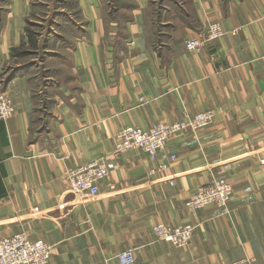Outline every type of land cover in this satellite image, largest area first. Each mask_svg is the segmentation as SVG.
I'll return each mask as SVG.
<instances>
[{
    "label": "crops",
    "instance_id": "obj_1",
    "mask_svg": "<svg viewBox=\"0 0 264 264\" xmlns=\"http://www.w3.org/2000/svg\"><path fill=\"white\" fill-rule=\"evenodd\" d=\"M48 11L0 5V76L16 107L0 119V237L47 240L48 264H122L127 248L132 264H264V0H69ZM211 22L225 34L187 50ZM205 109L211 124L172 135L155 158L111 153L125 125ZM101 158L108 177L78 201L69 169ZM215 175L233 185L227 206L188 207ZM160 222L192 224V241L157 239Z\"/></svg>",
    "mask_w": 264,
    "mask_h": 264
},
{
    "label": "built area",
    "instance_id": "obj_2",
    "mask_svg": "<svg viewBox=\"0 0 264 264\" xmlns=\"http://www.w3.org/2000/svg\"><path fill=\"white\" fill-rule=\"evenodd\" d=\"M224 34L225 30L219 22H211L197 35L187 38L185 47L189 51H200L207 43L220 39ZM218 55V51L211 54L213 58ZM3 81L0 76V119H7L15 112L16 107L12 96L3 87ZM214 117L213 109H205L186 114L175 121L157 122L147 128L125 125L117 131L111 153L119 156L130 149H140L155 158L172 135L205 127L213 122ZM172 157L176 155L173 154ZM166 167V163H160L152 171ZM68 175L70 191L82 202L98 195L100 183L109 175V167L105 159H95L70 168ZM232 195V183L224 176L215 175L198 185L186 200V205L193 209L207 205L226 207ZM153 231L157 239L184 247L192 241L194 226L190 223L170 225L160 222L154 225ZM52 255L53 245L50 242L43 238H32L26 232L0 237V264H48ZM119 259L122 264H132L135 253L132 249H123L119 253Z\"/></svg>",
    "mask_w": 264,
    "mask_h": 264
},
{
    "label": "rangeland",
    "instance_id": "obj_3",
    "mask_svg": "<svg viewBox=\"0 0 264 264\" xmlns=\"http://www.w3.org/2000/svg\"><path fill=\"white\" fill-rule=\"evenodd\" d=\"M6 0H0V5H3ZM69 0H34V5H35V15L37 19H43L47 17V13L49 12V5L54 6V5H68ZM34 15V16H35ZM221 176V175H219ZM225 177V176H224ZM227 180L228 178L225 177ZM233 186V185H232Z\"/></svg>",
    "mask_w": 264,
    "mask_h": 264
},
{
    "label": "trees",
    "instance_id": "obj_4",
    "mask_svg": "<svg viewBox=\"0 0 264 264\" xmlns=\"http://www.w3.org/2000/svg\"><path fill=\"white\" fill-rule=\"evenodd\" d=\"M19 50H20V48H14L13 49V52L14 53H18L19 52ZM7 69V68H6ZM5 72H6V70H5ZM14 73V72H13ZM11 76V74L8 76V78ZM6 79V78H5Z\"/></svg>",
    "mask_w": 264,
    "mask_h": 264
}]
</instances>
